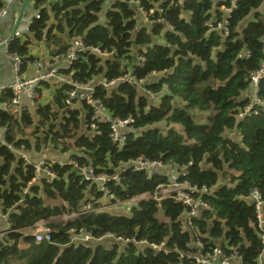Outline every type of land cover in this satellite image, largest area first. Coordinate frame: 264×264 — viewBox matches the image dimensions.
<instances>
[{
  "label": "trees",
  "instance_id": "1",
  "mask_svg": "<svg viewBox=\"0 0 264 264\" xmlns=\"http://www.w3.org/2000/svg\"><path fill=\"white\" fill-rule=\"evenodd\" d=\"M135 1L150 24L138 26ZM103 3L35 0L40 17L29 31L34 40L55 44V54L69 46L62 34L69 41L80 35L87 47L109 53L80 52L72 67L75 80L103 75L110 81L129 72L138 80L155 75L143 87L159 96L151 98L128 82L97 86L95 96L113 115L134 118L126 142L118 147L109 124L91 127L86 104L83 118L78 108L62 114L70 89L63 84L53 103L40 104L35 114L0 108V124L8 127L5 142L35 151L50 145L79 167L112 174L138 157L173 163L194 183L211 188L205 198L213 211L194 220L195 235L185 226L186 207L170 198L151 196L128 212L104 208V200L113 204L153 194L166 179L126 168L118 184L110 183L111 198L84 180L72 162L52 166L58 175L52 183L44 177L30 183L34 164L0 140V209L9 215L11 229L0 234V264H197L192 256L200 251L197 240L204 251L220 246L228 255H241V264H264V229L257 226L249 199L254 188L264 195V110L240 116L250 101V75L264 61V0H116L105 21ZM4 6L0 0V10ZM227 17L229 33L224 35L215 25ZM31 42V36L16 37L9 50L33 59ZM140 54L146 57L143 65ZM259 83L264 100V76ZM11 97L6 88L2 99ZM72 213L78 215L53 220ZM42 220L52 242L25 233ZM71 229L89 234L92 241H72ZM107 233L135 237L136 242L106 246L100 237ZM142 240L148 243L139 244ZM150 243H164L165 249L158 251Z\"/></svg>",
  "mask_w": 264,
  "mask_h": 264
},
{
  "label": "built area",
  "instance_id": "2",
  "mask_svg": "<svg viewBox=\"0 0 264 264\" xmlns=\"http://www.w3.org/2000/svg\"><path fill=\"white\" fill-rule=\"evenodd\" d=\"M5 5L10 3L13 0H4ZM105 1V0H104ZM138 4L139 8L145 16L147 12L140 5L139 1H135ZM233 1L232 7L235 6ZM232 7L226 9V12L230 13ZM151 12L153 9L150 10ZM6 13L5 6L0 10V16H3ZM36 18L40 17V14L35 15ZM229 17V15H228ZM225 18L224 21L217 22L215 25L213 22L209 23L211 27H215L224 35L229 33L228 23L229 18ZM149 18V17H148ZM32 22V21H31ZM151 22V21H149ZM26 30H29V27H26ZM22 31L17 29L5 42H0V47L2 44L6 47L8 57L11 59L14 72L15 80L11 84L0 87V108L5 110H10L13 113H19L22 111H28L31 107L38 108L39 106V88L41 83L48 81L51 77H60L61 72L58 70L59 67L52 68L48 73H43L41 70L43 68V62L40 59H28L24 58L16 52L9 50V43L14 38L20 36ZM92 51L99 55H109L107 52H102L98 47H87L84 44V40L80 35H76L71 38V42L66 51L55 54L54 60L57 64H60V67L67 70V79L63 81L64 84L70 86L67 96L64 100L65 107H72L77 101L85 103L91 110V127L95 128L98 124L105 123L110 125V137L112 142L121 147L127 140V134L129 129H131V123L134 122V118H121L119 116L113 115L111 110H109L106 105L103 103L100 97H96V88L91 82H79L74 79L72 73L73 64L78 60L80 52L82 51ZM147 49L143 50L145 53ZM139 64L143 65L146 57L144 54L138 56ZM32 66L35 69L36 74L32 77L26 76L23 69L24 66ZM62 71V70H61ZM63 72V71H62ZM264 76V61L262 62L261 67L258 70H255L251 73L249 90L247 91V97L249 98V104L241 112L240 116L243 117L246 114H258L260 110H264V100L259 95L260 79ZM144 79H137L132 75L131 72L125 74L124 76L117 78L115 80H107L104 78L102 80L103 86L109 87L116 85L119 82H128L135 85H141L144 82ZM10 89L12 92V97L10 99H2L5 89ZM151 98H157L159 95L157 93H151L148 91ZM24 97L27 101H24ZM8 127L0 124V140L7 145V147L16 152L26 163H33L35 167V177L30 181V183L35 182L42 177H44L47 183H52L55 178H58L57 173L52 169L54 164L63 165L66 163H72L74 161L68 160L65 156H61L58 159L48 157L47 153L42 154V159L38 162H33L29 157L27 152V147L25 144H21L20 147H17L13 143H6L4 140V134L6 133ZM78 169L83 179L95 184L98 191L102 192L106 196L113 198V193L109 187L110 183L118 184L121 181V172L126 168H132L134 170H143L146 171L149 175L158 174L163 176L166 180L158 184L156 190L153 194L145 193L139 196H136L127 201H117L113 204H123V203H132L137 204L140 200L153 197L157 201H161L165 198L173 199L176 202L182 203L186 207V216H185V226H188L191 231L196 235V227L194 220L203 215L205 211L212 212L213 207L206 200L205 195L211 194V188L206 185H198L186 177V170L181 169L173 163H164L161 160H150L148 158L138 157L133 160L127 166L122 167L116 173L108 172H97L93 167H79L76 162L73 163ZM27 189L24 190L26 192ZM250 202L254 205L256 211L257 226L264 229V195L263 193L254 188L250 191L249 194ZM106 208V206L104 207ZM90 209V206L87 208ZM78 213L66 214L64 219H69L77 216ZM5 214L0 209V217H4ZM11 230V229H10ZM33 234L37 241H46L52 242V233L50 228L47 226L44 220L39 221L33 227L25 229V233ZM72 233H77L76 230L71 229ZM83 232V231H81ZM80 232V233H81ZM84 237L80 238H71L72 241H84L87 242L88 239H91V236L87 233H82ZM104 238H113L116 242H131L135 241L136 238H126L123 236H116L114 233H107L100 239ZM148 243L146 240H142L139 244ZM196 245L200 248V251L193 256L197 264H241L242 257L237 252H233L230 255L226 254L220 246H215L212 250L204 251V244L201 240L196 241ZM150 246L156 250L165 249V244H154L150 243ZM234 261H237V263ZM257 264H262L258 262Z\"/></svg>",
  "mask_w": 264,
  "mask_h": 264
},
{
  "label": "crops",
  "instance_id": "3",
  "mask_svg": "<svg viewBox=\"0 0 264 264\" xmlns=\"http://www.w3.org/2000/svg\"><path fill=\"white\" fill-rule=\"evenodd\" d=\"M23 1L24 0H13L10 3L5 5L6 13L3 16H0V42H5L13 34L14 28H15L18 20H19V15H20V11H21ZM115 1L116 0H105L104 1V3H103L104 9L101 13V20L102 21H105L106 11L110 7H112V5L114 4ZM135 6H136V11H137L136 18H137L138 26H142V25L148 24V23L150 24V22L145 21L146 20L145 15L143 14L141 9L139 8L138 4H135ZM26 13H27V15H26ZM37 13H39V9L36 7L35 0H28L27 4L25 6L24 12L22 14V18L20 20L19 26L17 27V29H19V30L23 29V30H21L22 34L18 37L24 38L25 36H31L32 42H35L38 44V47L35 49L36 53L32 52L30 47H29V54L33 56V59H40L43 62V68L41 70L43 73H48L50 70H52V68H55V67H59L58 70H60V72H61L60 77H51L48 81H46V82L43 81L41 83L40 88H39V99H38L39 106H40V104H45L48 102L53 103V99H54L56 90L64 84L63 81L65 79H67L68 77H67V74H65V72L67 70L60 67V64H57V62L54 60L55 53H53V50L56 49V45L53 43L48 44L45 41L34 40L30 31L26 30V27H29L31 21L35 18V15ZM52 21H53V19H52ZM20 24H22V26ZM62 36H63V38H66V43L71 42V39L69 41L68 36L66 34H62ZM103 56H108V55H103ZM23 71H24L25 75L29 76V77H32L36 74L35 69L32 66H28V65L24 66ZM103 79H104V76L100 75V76L94 78V80H91L90 82L94 87H97V86L102 84L101 82ZM14 80H15V72H14L12 61L8 57L6 47L1 46L0 47V87H5V86L11 84L12 82H14ZM145 82H146V79H145ZM145 82H143V83L145 84ZM144 84H143V86H144ZM57 85H59V87ZM109 87H111V86H109ZM53 88H55L54 91L52 90ZM142 89H144L145 93H148V91L144 87ZM23 100L27 101V99L25 97ZM65 108L66 107L64 105V108L62 109V111ZM70 108L71 109L72 108H78L80 110V112L83 111V113L81 112L80 114H81L82 118L84 117L85 103H83L81 101H77ZM36 109H37L36 107L29 108V110L31 112H33V114H35ZM27 152H28V155L32 159L33 162H38L39 160H41L43 153H47L48 157H50V158L58 159L63 155L68 159V154L59 153V152L57 153V151H54L52 149V146H50V145L48 148H46V149L44 148V149L39 150V151L27 149ZM18 156H20V155H18ZM41 179H39V180H41ZM39 180H37V181H39ZM59 218L60 217H54L53 220L60 221L61 219H59ZM62 220H64V216L62 217ZM0 228H1L0 234L6 233L10 230V223H9V215L8 214H5L4 217H0ZM235 262L237 263V261H234V263Z\"/></svg>",
  "mask_w": 264,
  "mask_h": 264
},
{
  "label": "rangeland",
  "instance_id": "4",
  "mask_svg": "<svg viewBox=\"0 0 264 264\" xmlns=\"http://www.w3.org/2000/svg\"><path fill=\"white\" fill-rule=\"evenodd\" d=\"M26 15H27V13H26ZM145 18H146V22H149L150 20H149V18H148V16H145ZM21 26H22V24H20ZM20 30H23V29H20ZM23 36V35H22ZM29 47H30V49H31V51L32 52H34V53H36L35 52V49L38 47V44L37 43H35V42H31L30 43V45H29ZM157 76H152V77H150V78H148L146 81H150L151 80V78H153V79H155ZM145 82V81H144ZM142 84V88H143V82L141 83ZM58 87H59V85H57ZM54 89L55 88H53L52 90L54 91ZM141 90H143L144 91V89H141ZM82 113H83V111H81ZM103 202H105L106 203V207H109V208H111V210H114V211H123V212H128L129 211V209H130V207H131V205H133L132 203H123V204H111V203H109L108 201H106V200H104ZM161 215V214H160ZM59 219H61L62 220V217H60ZM82 233L83 232H81V233H72V238H80V237H84L85 235L83 234L82 235ZM91 240V239H90ZM100 240V239H99ZM88 241H89V239H88ZM92 241V240H91ZM101 241H103L102 243L103 244H105L106 246H108L109 244H112V243H114V242H116L113 238H104V239H102Z\"/></svg>",
  "mask_w": 264,
  "mask_h": 264
},
{
  "label": "water",
  "instance_id": "5",
  "mask_svg": "<svg viewBox=\"0 0 264 264\" xmlns=\"http://www.w3.org/2000/svg\"><path fill=\"white\" fill-rule=\"evenodd\" d=\"M27 2H28V0H24L23 1V3H22V7H21V11H20V15H19V20H18V22H17V24H16V26H15V28H14V31L17 29V27L19 26V23H20V20H21V18H22V14H23V12H24V9H25V6H26V4H27ZM9 42V40L7 41V43ZM5 44V43H4ZM4 44H2V46H4ZM138 88H142V86L141 85H136ZM71 110V108L70 107H66L63 111H62V114H66V113H68L69 111ZM132 166V164H130L129 165V167H131Z\"/></svg>",
  "mask_w": 264,
  "mask_h": 264
}]
</instances>
